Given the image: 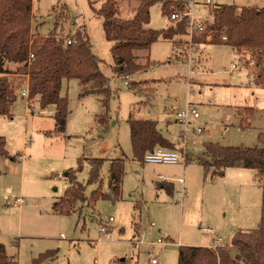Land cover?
Here are the masks:
<instances>
[{
	"label": "rangeland",
	"instance_id": "374dc122",
	"mask_svg": "<svg viewBox=\"0 0 264 264\" xmlns=\"http://www.w3.org/2000/svg\"><path fill=\"white\" fill-rule=\"evenodd\" d=\"M103 1L92 5L89 0H36L33 6V30L42 36L53 32L57 23L64 36L86 27L92 51L101 60V71L110 80L113 98L111 119L103 128L97 121L105 112L100 98L81 97L79 82L65 81L62 96L68 98L70 114L65 132L58 134L56 107L42 108L38 98L29 101L15 88L18 98L11 117L0 115V137L5 138L9 154L0 156V243L18 264H152V259L158 264H179L180 246H209L214 237L228 246L234 234L255 230L261 222L264 180L254 170L237 167V176L218 179L212 170L206 174L194 161L202 156L206 143L261 146L264 87L255 82L257 64L246 51L223 44L224 32L208 28L214 22L216 4H240L212 0L213 5L208 6L196 0L195 19H209L204 34L185 27L172 40L160 38L150 51L136 52L137 64L147 67L129 77H118L113 70L112 44L105 37L103 20L94 12ZM136 4L119 1L121 18H131ZM150 12L151 29L162 31L173 24L164 15L162 3L153 5ZM217 34L222 44H216ZM146 82L154 89L151 98L141 92L143 88L132 87ZM188 107L196 109L200 118L192 120L184 133L186 127L176 115ZM131 116L156 121L162 134L187 158L189 152L193 161L186 166H166L135 160L128 125ZM199 127L204 129L200 136L196 134ZM184 135L187 151L178 142ZM120 158L125 159L121 201L79 202L67 207L73 212L70 215L54 211L72 180L83 185L88 199L98 190L107 193L109 161ZM92 159L106 160L96 183H90ZM200 160L212 162L211 158ZM160 175L166 180H160ZM167 184H174L173 193ZM19 197L26 200L25 205L13 202ZM110 218L114 219L109 224L111 233H101ZM136 232L142 240L138 247L134 246ZM159 238L172 244L154 246ZM53 251L54 257L35 262Z\"/></svg>",
	"mask_w": 264,
	"mask_h": 264
},
{
	"label": "trees",
	"instance_id": "16d2710c",
	"mask_svg": "<svg viewBox=\"0 0 264 264\" xmlns=\"http://www.w3.org/2000/svg\"><path fill=\"white\" fill-rule=\"evenodd\" d=\"M36 0H0V115L11 117L12 106L17 101L16 90L11 82L12 76L28 78L29 101L39 98L42 108L55 106V131L65 132L70 114L68 98L62 96L65 81L77 80L81 87V97L97 95L105 108L104 114L97 117L103 128L109 125L110 101L113 92L110 80L101 71V60L93 53L86 27L81 26L74 34L67 35L72 40L68 44L63 33L58 32V23L53 32L42 36L33 30V6ZM93 3L96 0H89ZM119 1H137L133 16L121 18ZM162 3L164 15L173 23L167 29L156 31L149 27L151 8ZM136 3V2H135ZM184 11L187 4L171 0H104L100 8H94L95 14L103 20V29L108 42L112 44L111 54L114 60L113 70L118 77H129L144 67L136 62L137 51H150L160 38L172 40L173 36L185 30V20L175 23L171 20L172 12ZM59 18V16H58ZM219 33L224 32L226 44L238 52L246 51L257 64L255 82L264 87V7H240L221 5L215 10L214 22L208 27ZM216 44H222L216 38ZM33 56V58H31ZM141 87L149 98L154 89L148 82L132 84ZM255 113L254 108L246 109ZM131 145L135 160L144 164V156L156 147L177 149L175 143L166 138L158 129L156 121L148 119H128ZM260 147H224L219 144L206 143L205 154L212 162H200L206 174L211 170L213 177L221 178L228 168L241 167L257 172V178L264 180V133L259 135ZM0 156H9L6 140L0 137ZM104 159L90 160V183L100 179ZM69 178L72 174L69 173ZM125 177V159L109 161V190L103 193L95 191L90 199L85 196L83 185L72 180L65 197L54 204V211L62 215L73 212L67 207L79 202L95 204L99 199L119 202L123 199ZM170 193L173 190L167 188ZM66 204V205H64ZM66 206V210L64 208ZM137 223L134 225L136 226ZM232 251L236 253L234 256ZM56 251L47 252L41 260L54 257ZM0 264H18L14 256L7 254L0 243ZM179 264H264V197L260 225L255 230L239 231L234 234L230 246L216 251L209 247L180 246Z\"/></svg>",
	"mask_w": 264,
	"mask_h": 264
},
{
	"label": "built area",
	"instance_id": "2783aa9c",
	"mask_svg": "<svg viewBox=\"0 0 264 264\" xmlns=\"http://www.w3.org/2000/svg\"><path fill=\"white\" fill-rule=\"evenodd\" d=\"M183 2L187 4V9L181 13L180 12L172 13L171 14V20L173 22H176V23L185 20L186 27L192 33L204 34L206 32L207 22L209 21V19H203V20L195 19L193 7L195 4H197L196 0H183ZM203 3L205 5H208V6L213 5L212 0H203ZM63 38L66 39L68 44L72 43V40L69 39L67 36H64ZM223 39L225 41H227L226 36H224ZM193 49L194 48H192V50ZM31 58H33V56H31ZM126 85L130 86L131 83L128 80H126ZM22 94H23V96H28V91H23ZM176 117H177V121L180 124L185 125L186 130L184 131V133H187V130L191 124V121L195 120V119H199L200 115L196 109H194L192 107H188V109L186 111L177 113ZM203 133H204L203 128L199 127L196 129V134L198 136L202 135ZM180 140H181V142L185 143V135L180 136ZM186 163H187V157L186 156L181 155L179 152H177L175 150H169V149H165L162 147H157L154 150L147 152L144 156V164L185 165ZM160 180L165 181L166 178L164 176H160ZM178 181L181 184H184L183 179H179ZM185 196H186V193H185V190L183 189L182 190V197L184 198ZM13 202L17 203L19 206L26 204V200L22 197L16 198V200H14ZM113 221H114V219L110 218L109 221L107 222V224L103 225L100 228V232L101 233H107V232L111 233V228H110L109 224ZM152 226L154 227L155 224L152 223ZM204 231H206L210 234L213 233V231L211 229H204ZM140 244H142V240L140 239V237H136L135 241H134V246L138 247ZM171 244H172L171 241L165 240L163 238H159L156 242L153 243L154 246H160L162 248H166L167 246H169ZM220 248H222L221 239L214 237L212 239L211 249L216 251ZM152 264H158V261L155 259H152Z\"/></svg>",
	"mask_w": 264,
	"mask_h": 264
},
{
	"label": "crops",
	"instance_id": "0c3cea01",
	"mask_svg": "<svg viewBox=\"0 0 264 264\" xmlns=\"http://www.w3.org/2000/svg\"><path fill=\"white\" fill-rule=\"evenodd\" d=\"M237 4H240V7H247V6H252V7H255V8H262L260 5H262V6H264V0H237ZM222 4H216L215 5V7L216 8H219V6H221ZM223 5H226V4H223ZM239 6V5H238ZM135 55H136V53H135ZM21 81H22V83H21ZM11 82L14 84V87L16 88H18L19 90H22V93H23V91H28V78L27 77H25V76H12L11 77ZM131 83V82H130ZM16 95H17V98H18V93H17V91H16ZM24 97H26V96H24ZM28 97V96H27ZM39 99V98H38ZM13 107V106H12ZM167 138V137H166ZM172 142V141H171ZM178 142H180V147H182V148H184L186 151L188 150L187 148H186V144L185 143H183V142H181V140H180V137H179V141ZM196 143H198V142H196ZM199 144H201V141L199 142ZM205 145V144H204ZM157 148V147H156ZM162 148H164V147H162ZM165 149H168V148H165ZM169 150H174V149H169ZM175 151H177V152H179L181 155H184V153L182 152V151H179V149H176ZM188 158H187V163L185 164V165H166V166H186L187 164H188V162L189 161H193V159H191L190 158V154H189V152H188ZM186 157H187V155H186ZM201 157L202 158H204V160H209L210 158H209V156H207L206 154H205V149H204V152H203V154H202V156H200L198 159H195L194 161H196V162H201ZM150 165H162V164H150ZM171 168V167H170ZM172 168H174V167H172ZM238 168H240V167H238ZM235 170H237V167H233V168H228V169H226V171H225V175L223 176V177H221V178H218V179H226L228 176H237V171H235ZM255 173H257L256 171H254ZM160 176H163V175H160ZM166 177H168V176H166ZM160 178V177H159ZM170 178V177H169ZM179 179H183V178H179ZM184 180V179H183ZM184 184H185V181H184ZM183 184V185H184ZM168 185V184H167ZM170 190H173L174 191V184H169L168 186H167ZM185 187V186H184ZM184 189V188H183ZM185 190V189H184ZM182 191V190H181ZM186 192V191H185ZM186 197V196H185ZM9 204H10V202H9ZM137 237V232L135 233V235H134V238H136ZM221 239V238H220ZM188 245H195V244H188ZM212 245V244H211ZM211 245H209V246H204V247H209V248H211ZM221 246L222 247H228V246H230L229 244H228V246H226V245H224L223 243H222V239H221Z\"/></svg>",
	"mask_w": 264,
	"mask_h": 264
}]
</instances>
